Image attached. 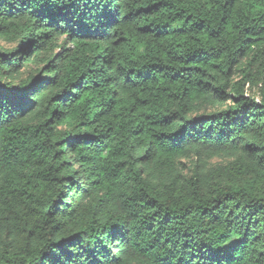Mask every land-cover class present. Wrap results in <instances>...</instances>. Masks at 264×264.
Instances as JSON below:
<instances>
[{"label": "trees", "instance_id": "16d2710c", "mask_svg": "<svg viewBox=\"0 0 264 264\" xmlns=\"http://www.w3.org/2000/svg\"><path fill=\"white\" fill-rule=\"evenodd\" d=\"M0 37V264H264V0H0Z\"/></svg>", "mask_w": 264, "mask_h": 264}, {"label": "rangeland", "instance_id": "374dc122", "mask_svg": "<svg viewBox=\"0 0 264 264\" xmlns=\"http://www.w3.org/2000/svg\"><path fill=\"white\" fill-rule=\"evenodd\" d=\"M3 45H6V46H12V44H7L1 37H0V46H3ZM236 79L240 78V76H235Z\"/></svg>", "mask_w": 264, "mask_h": 264}]
</instances>
